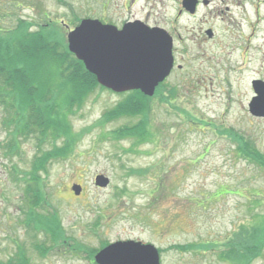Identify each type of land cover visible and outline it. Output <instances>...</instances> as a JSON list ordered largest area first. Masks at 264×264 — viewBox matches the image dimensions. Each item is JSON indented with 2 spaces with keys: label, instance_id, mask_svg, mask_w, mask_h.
Instances as JSON below:
<instances>
[{
  "label": "rangeland",
  "instance_id": "374dc122",
  "mask_svg": "<svg viewBox=\"0 0 264 264\" xmlns=\"http://www.w3.org/2000/svg\"><path fill=\"white\" fill-rule=\"evenodd\" d=\"M149 1L135 4L137 16L174 17L172 0ZM118 2L0 0V38L48 25L66 47L82 20L126 18ZM191 24L171 21L183 38ZM207 46L177 43L180 66L151 97L140 92L146 108L132 114L121 111L132 90L97 81L70 110L59 112L50 96L42 113L56 123L42 139L12 133L5 122L14 113L0 103V264H97L103 246L129 239L154 245L160 264H264V117L248 108L249 80L264 78V62L249 79L217 72ZM50 151L32 180L36 157ZM98 175L105 187L94 184Z\"/></svg>",
  "mask_w": 264,
  "mask_h": 264
},
{
  "label": "water",
  "instance_id": "95a60500",
  "mask_svg": "<svg viewBox=\"0 0 264 264\" xmlns=\"http://www.w3.org/2000/svg\"><path fill=\"white\" fill-rule=\"evenodd\" d=\"M67 49L98 84L114 92L139 90L150 97L172 67L170 36L139 22L118 30L98 20H82L67 34ZM256 93L249 112L264 117V83H256ZM94 184L105 187L108 179L98 175ZM72 190L76 195L81 191L77 185ZM94 260L97 264H159V254L151 244L117 241L96 253Z\"/></svg>",
  "mask_w": 264,
  "mask_h": 264
},
{
  "label": "trees",
  "instance_id": "16d2710c",
  "mask_svg": "<svg viewBox=\"0 0 264 264\" xmlns=\"http://www.w3.org/2000/svg\"><path fill=\"white\" fill-rule=\"evenodd\" d=\"M46 27L48 25H43L34 32H28L26 28L8 29L5 31L6 35L0 38L2 40L0 43V103L4 106L6 114L14 113V117L8 118L5 123L7 125L14 123L12 133L22 136L39 132V136H34L38 139H42L40 137L42 130L56 123V121L51 123V117L47 118L42 113L47 110V102L52 100L50 96L56 100L59 112H61L59 105H64L61 107L64 110H70L72 105L74 108V105L78 104L86 87H93L96 83L94 76L67 51L65 45L58 44L53 34L45 30ZM61 89L67 91L63 96ZM5 90H7L6 93ZM139 93V91L132 92L133 96L128 97L123 103L122 112L132 114L140 110L138 109L140 105L141 108L145 107V98L141 100ZM26 94L30 97L29 103H26ZM64 146L68 147L67 144ZM7 147L6 150H10V147L15 149L16 141H13L11 145L8 144ZM65 148L57 149V151L63 154L67 150ZM52 154V151L43 152L36 157V164H32L30 173L32 180H34V174L42 169L41 166L47 163ZM33 194L32 197H38L37 190L34 189Z\"/></svg>",
  "mask_w": 264,
  "mask_h": 264
},
{
  "label": "flooded vegetation",
  "instance_id": "af4514ba",
  "mask_svg": "<svg viewBox=\"0 0 264 264\" xmlns=\"http://www.w3.org/2000/svg\"><path fill=\"white\" fill-rule=\"evenodd\" d=\"M139 1L140 4H150L149 0H119L118 5L127 11V17L118 23H102L121 29L126 23L139 21L149 27L164 29L172 39L171 71L180 66L176 53L177 43L182 40L194 42L196 47L211 46L210 49L217 55L211 64L217 72L234 73L248 79L250 72L258 75L259 63L264 62V0H172L175 4L173 18H155L150 12L137 16L134 7ZM182 18H192L195 23L183 26L184 38L171 25L173 19L177 22ZM212 42L214 45H210ZM249 81L253 98L256 82L264 83V78L255 76Z\"/></svg>",
  "mask_w": 264,
  "mask_h": 264
}]
</instances>
